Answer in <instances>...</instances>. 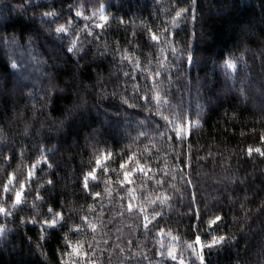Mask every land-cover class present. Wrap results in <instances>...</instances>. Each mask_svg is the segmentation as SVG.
<instances>
[{"label":"trees","instance_id":"obj_1","mask_svg":"<svg viewBox=\"0 0 264 264\" xmlns=\"http://www.w3.org/2000/svg\"><path fill=\"white\" fill-rule=\"evenodd\" d=\"M22 3L0 0V41H8L0 43V187L8 173L23 181L41 149H47L52 168L36 173L44 178L43 187L33 181L20 209L8 219L0 215V226L7 229L0 239V264H61L62 259L64 264H159L160 241L174 246L178 259L182 253L185 264H199L187 242L197 233L210 241L207 221L217 215L222 220L213 231L228 242L211 252L205 248L206 264H264V157L247 153L249 147L264 148V0H197L196 21L189 15L175 28L170 17L178 7L191 8V0H32L26 11ZM101 3L109 22L95 29L96 38L81 33L80 58L66 52L56 25L41 23L49 9L65 23L75 7L82 5L91 15ZM149 30L160 36L159 46ZM165 36L179 59L173 60ZM162 50L168 60L156 87L170 104L164 115L180 113L191 121L183 144L159 135L166 131L165 121L154 103L149 111L133 97L134 83L141 94L150 93L153 78L146 76L161 67ZM188 54L195 60L191 67ZM122 55L139 60L135 81L124 75L134 64L122 61ZM229 56L243 58L235 84L223 69ZM13 61L18 70L11 69ZM122 98L137 106L127 107ZM138 125L147 133L143 143L134 139ZM107 152L113 153L107 174L98 170L97 180L89 181L100 193L93 200L83 189V176ZM124 153H135L146 174L137 172L131 183L121 184ZM5 156L11 157L10 166ZM161 178L162 186L156 183ZM37 188L42 201L34 199ZM129 190L134 206L144 205L148 213L170 197L147 232L143 218L126 211ZM149 199L155 201L151 206ZM10 204L5 206L11 211ZM49 207L63 213V226L42 233L39 223H21L48 218ZM84 217L97 224L95 232ZM74 226H80L79 235ZM65 236L73 244L83 242L87 257L64 256Z\"/></svg>","mask_w":264,"mask_h":264},{"label":"snow or ice","instance_id":"obj_2","mask_svg":"<svg viewBox=\"0 0 264 264\" xmlns=\"http://www.w3.org/2000/svg\"><path fill=\"white\" fill-rule=\"evenodd\" d=\"M179 0H177V3ZM196 2L197 0H191V8L187 7H178L174 10V15L170 17V23L173 28L179 26L180 23L185 22L189 15L191 16V19L193 22L196 21ZM32 0H23L22 3V10L26 11L32 7ZM72 6H70L71 8ZM87 10L81 5L74 8V11H70L68 14V19L65 23H59L58 22V13L54 9H49L48 11H45L42 13L41 16V23L42 24H52L55 26V35L56 38L60 41H67V47L66 52L70 55L77 56L80 58L81 53L83 51L82 45L83 41L81 40V33L85 35V37H93L96 38L97 34L95 33V29H103L106 24L109 22V16L107 14V5L104 3H101L98 9H93L91 12V15L86 14ZM84 21L83 26L81 27L79 24V21ZM99 21V22H97ZM120 23L123 24L124 21L120 20ZM150 31V38L153 42L156 43L157 46L160 45V36ZM164 32L168 31L167 26L163 29ZM8 41H0V43H7ZM12 43H15V38L13 39ZM164 43L168 45V51L172 53L173 60L179 59V55L177 52V49L172 46V44L169 43L168 37H164ZM29 46H31V40H29ZM17 47H20V45H17ZM162 61L161 67L157 68L154 73H152V70L149 69V73L147 74L146 78L152 77V88L150 90V93H143L141 94V89L138 84H133V97L138 98L142 101H144L143 107L148 108L149 111H152L151 108H149V105H152L154 103V109L155 112L158 113L165 121V128L166 131L159 132V135L164 137L166 141H172V142H179L180 144H183L184 140L186 138L190 137L191 130H192V124L191 121H185L184 117L180 113H174L172 116L174 118L170 117L169 115H164L163 110L170 111V104L167 100L162 98V94L160 93V90L156 87L158 83H162V81L156 79L161 75V71L166 69L167 66V56L164 55L163 50L161 52ZM123 60H128L130 64H134L133 72H125L124 75L126 77L131 75V79L135 81L137 79L136 77V71L140 68L139 60L133 61L126 55H122L121 57ZM186 63L189 67H191L194 63V57L192 54H188L186 57ZM243 63V58H235L232 56H229L227 59H225L223 64L224 73L227 78L231 79L233 81V84L236 82V77L240 70V64ZM11 69L18 70L20 65L19 62L13 61L10 64ZM142 75H145L143 72ZM21 79L18 77V80ZM28 95L30 98L34 99L35 95L33 92H29ZM166 95V93H165ZM241 95H243V91L241 92ZM46 99H51V94H49ZM123 103L127 105L129 108L136 107L137 105L135 103H132L129 101L128 98H122ZM144 123L143 121L141 122ZM158 123V122H157ZM196 127H199V123L196 124ZM171 131L174 135L168 136L167 132ZM137 136L134 138L136 141L143 143L144 141L141 139L142 135H147L146 130L138 125L137 129ZM261 144L264 145V136L260 137ZM145 152H149L148 147H145ZM253 152L258 154L261 157H264V148L262 147H256L252 148L249 147L247 149V153L249 157L252 156ZM113 153L107 152L103 155L102 158L96 159L95 167H93L90 171L84 174L82 186L84 191L92 197L93 200H95L97 197L100 196L99 192H93L92 189H90L89 181H96L97 180V171H102L103 174H107L108 172V165L107 160L111 158ZM124 156H126V159L122 158V162L120 163V169L123 174V180L121 181V184L127 182L131 183L133 175H135L137 172L146 174V170L144 168H141L139 166V159L136 157L135 153H124ZM20 157L23 159L24 157V150L21 149L20 151ZM149 158H151V153L149 152ZM5 161L8 162L10 166L11 157L5 156ZM183 163V162H182ZM190 162L187 164V167L190 168ZM47 167L48 169L52 168V164L47 158V149H41L39 156L37 160L34 163H31L28 167L26 176L23 181L17 182L15 173H8L7 180L3 184L2 187H0V215L4 216L5 219H8L12 216L13 212H15L17 209H20L22 205L26 203V190L33 181H35L40 187H43V179L44 178H38L36 176V173L43 172L44 168ZM150 171V169H148ZM180 172L183 170L180 169ZM167 175V173H166ZM174 178V176H173ZM53 181L51 179L47 180V184L51 185ZM156 183L163 185V179L157 180ZM186 183L191 184V180L188 179ZM174 187V186H173ZM36 201H42L43 197L40 195V190L37 188L35 198ZM11 201L10 208L6 207L5 205L8 203V201ZM135 200V196L133 195L132 191L129 190V202L127 203L126 211L129 214H139L143 218V229L147 232L149 231V225L153 224L154 221L160 218V212L162 211V208L164 205L168 203L170 200V197L164 196L163 199L160 200V207L153 208L151 213H148L144 207V205H135L132 203V201ZM146 203L151 206L155 203L154 200L149 199L146 201ZM37 205L33 203V208H36ZM90 210L91 206H90ZM123 205L121 206V212L123 213ZM49 217L43 219L42 221H38L35 218L30 219H21V223H31L33 225L39 223L41 232H45L48 229H55L58 225L63 226V213L62 212H54V210L49 207L48 208ZM197 221L199 220V213L197 211L196 214ZM222 220V217L217 215L213 218L208 219L207 221V228L209 229L208 235L211 236L210 241H203L202 237L197 233L195 234L194 239L191 242H187V249L190 250V255L195 256V258L199 261V264H206V259L204 255V249L207 248L209 252H211L213 249H219L223 247L228 242V237L225 235H217L216 231H213L214 226H217L218 223ZM84 224H86L89 228L92 229L93 232L96 231L97 224L90 222L87 217L83 218ZM75 232L77 235L80 234L81 228L80 226H74ZM159 235H164V229L159 230ZM7 235V229L6 227L0 226V239L5 237ZM170 235V234H169ZM65 243L68 251H65L63 253L64 256L68 257H87L88 253L84 250L83 242L77 241L75 244L68 241L67 236H65ZM170 239L175 241L177 240V237L171 236ZM106 242V241H105ZM131 243V241H129ZM156 255L160 258L159 264H165V260H171L173 264H185V261L183 259V254H180V258L178 259V255L176 252V248L174 246H165L163 241H160L159 249L156 252ZM61 264H64V261L62 259ZM69 264H76L75 261H69ZM149 264H152L151 261H149ZM189 264H193V262H189Z\"/></svg>","mask_w":264,"mask_h":264}]
</instances>
